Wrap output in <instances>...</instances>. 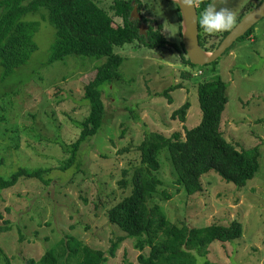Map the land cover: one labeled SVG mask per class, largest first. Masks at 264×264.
Listing matches in <instances>:
<instances>
[{
    "label": "rangeland",
    "instance_id": "374dc122",
    "mask_svg": "<svg viewBox=\"0 0 264 264\" xmlns=\"http://www.w3.org/2000/svg\"><path fill=\"white\" fill-rule=\"evenodd\" d=\"M97 1L108 8L111 0ZM143 1L144 15L163 24L167 37L179 44L175 4ZM257 1L229 0L228 6L238 18L247 5ZM213 2L221 6V0ZM24 19L38 21V48L29 63L5 81L0 66V178L9 179L19 168L51 172L44 176L49 185L23 178L12 188H0V248L10 264L39 262L48 250L60 251L61 241L70 235L104 251L105 264H140L139 256H148L150 249L137 250L133 237L122 243L116 257L108 254L112 242L127 236L108 219V210L131 194V188L120 186L124 172L141 164L137 148L149 133L170 137L198 126L202 118L198 85L219 78L228 84L229 97L222 132L239 151L253 154L257 150L255 177L239 189L212 171L202 177V192L189 196L177 184L168 149H164L158 173L162 186L149 205H160L178 225L240 221L242 236L230 243L215 242L204 260L264 264V18L255 24L250 37L237 40L217 62L203 67L186 65L177 48H150L139 42L117 47L116 52L125 58L123 78L102 86V129L81 147L78 165L65 172L57 169L68 157L62 147L76 140L80 121L89 116L91 105L85 87L104 59L72 55L48 64L55 28L47 11L41 8ZM145 27L147 32L149 25ZM173 85L181 88L170 92V103L162 94ZM185 102L191 105L186 121L173 119ZM0 264H6L1 256Z\"/></svg>",
    "mask_w": 264,
    "mask_h": 264
},
{
    "label": "trees",
    "instance_id": "16d2710c",
    "mask_svg": "<svg viewBox=\"0 0 264 264\" xmlns=\"http://www.w3.org/2000/svg\"><path fill=\"white\" fill-rule=\"evenodd\" d=\"M165 1L174 3L171 0ZM262 1L247 5L239 14L237 22ZM211 2L213 0H202L198 5L199 12ZM136 6L143 19L133 18ZM175 6L179 21V44L167 37L161 23L151 24L147 35L141 33V23L151 22L144 15L146 3L143 0H111L108 8L101 6L97 0H0V66L3 69V81L16 69L27 65L36 53L38 45L35 33L39 24L38 21H27L24 17L39 12L41 8L47 11V18L55 28V40L48 64L63 61L72 55L104 59L85 87V98L91 105L89 116L80 121V133L76 140L70 145H63V151L68 157L57 168L59 171L65 172L77 166L81 147L102 129L105 115L102 86L123 78L121 67L125 58L116 52L117 47L139 42L150 48H167L172 51L177 48L181 60L194 67L187 58L182 40L181 10L177 3ZM254 27L238 40L250 37ZM229 32L219 33V40L211 43L208 41L213 39L214 34L209 35L199 26L200 45L205 52L212 53ZM180 88L181 85H173L162 95L172 103L170 92ZM197 90L202 112L199 125L187 129L184 135L175 132L167 137L157 132L149 133L137 148L141 153V164L133 171L125 170L120 186L124 190L131 188V194L108 210V219L127 232V236H120L112 242L108 250L111 257H116L122 243L128 237H133L137 240V250L145 252L147 248L150 249L148 256H139L140 264H197V256L202 264H217L204 260L209 253L208 247L215 242L230 243L242 236L243 225L238 220L228 225L213 223L192 227L184 222L178 225L169 220L160 205H149L151 196L162 186L158 173L162 170L159 156L164 149H168L178 177L177 184L189 196L202 192V177L209 172H216L226 182L240 189L255 177L259 169L257 150L253 154L239 151L222 132L223 115L229 104L228 84L219 78L200 83ZM190 107V103L185 102L173 113L172 118L185 122ZM49 172L50 169L19 168L9 179L0 178V188H12L23 178L38 179L49 185L50 180L44 178ZM60 244V251L52 248L39 262L32 260L30 263L63 264V261L71 260H76L78 264L107 262L104 251L94 250L72 235ZM0 256L6 264H10L1 248Z\"/></svg>",
    "mask_w": 264,
    "mask_h": 264
},
{
    "label": "water",
    "instance_id": "95a60500",
    "mask_svg": "<svg viewBox=\"0 0 264 264\" xmlns=\"http://www.w3.org/2000/svg\"><path fill=\"white\" fill-rule=\"evenodd\" d=\"M173 1V0H171ZM182 14V40L188 60L193 66H206L217 62L225 53H227L232 45L242 36H244L252 27L255 26L262 18H264V0L260 5L255 6L247 12L221 41L220 45L212 53L205 52L199 42V24L198 10L196 8H183L179 3ZM133 17L139 18L138 6L135 7L132 14ZM149 25V24H148ZM141 33L146 34L145 24L140 26Z\"/></svg>",
    "mask_w": 264,
    "mask_h": 264
},
{
    "label": "clouds",
    "instance_id": "9594fccd",
    "mask_svg": "<svg viewBox=\"0 0 264 264\" xmlns=\"http://www.w3.org/2000/svg\"><path fill=\"white\" fill-rule=\"evenodd\" d=\"M174 4L179 3L183 8H196L202 0H173ZM229 0H221V6L215 2L208 3L198 17V24L209 35L224 31H232L237 25V15L228 6ZM197 264H202L200 257H196Z\"/></svg>",
    "mask_w": 264,
    "mask_h": 264
},
{
    "label": "flooded vegetation",
    "instance_id": "af4514ba",
    "mask_svg": "<svg viewBox=\"0 0 264 264\" xmlns=\"http://www.w3.org/2000/svg\"><path fill=\"white\" fill-rule=\"evenodd\" d=\"M246 7H247V6H246ZM246 7H245V8H246ZM245 8H244V9H245ZM197 10H198V17H199L200 14H201L203 11H202V12H199V10H200L199 7H197ZM141 17H143V16L141 15V16H140L139 18H137V19H143V18H141ZM133 18H136V17H133ZM153 23H154V24H160L159 22H157V21H152V20H151V22H149V23H146V22H145V23H141V24H149V29H148V31H147V32H149V30H150V28H151V24H153ZM157 26H158V25H157ZM147 34H148V33H147ZM218 38H220V37H218V36H216V35H213V39L209 40L208 42H211V43H212V42L218 41V40H219ZM205 45H206V44H205Z\"/></svg>",
    "mask_w": 264,
    "mask_h": 264
}]
</instances>
